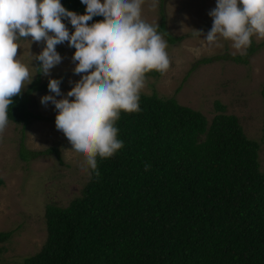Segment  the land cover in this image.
I'll return each instance as SVG.
<instances>
[{
    "label": "trees",
    "instance_id": "1",
    "mask_svg": "<svg viewBox=\"0 0 264 264\" xmlns=\"http://www.w3.org/2000/svg\"><path fill=\"white\" fill-rule=\"evenodd\" d=\"M60 2L85 13L80 0ZM102 19L95 16L89 24ZM157 28L171 43L182 38L164 20ZM262 44L252 38L244 56L227 53L199 62L247 64ZM37 67L35 80L9 108V121L22 126L35 116L30 94L48 88ZM173 97L141 92L140 111L121 112L115 126L123 147L110 158L97 157V169L89 168L79 195L66 205L46 204L45 241L22 264H264L260 141L245 133L236 115L220 112L208 121ZM219 103L217 110L224 111ZM51 150L58 153L30 151L21 142L19 156L28 161ZM9 236L0 231V242Z\"/></svg>",
    "mask_w": 264,
    "mask_h": 264
},
{
    "label": "rangeland",
    "instance_id": "2",
    "mask_svg": "<svg viewBox=\"0 0 264 264\" xmlns=\"http://www.w3.org/2000/svg\"><path fill=\"white\" fill-rule=\"evenodd\" d=\"M215 6L216 0H145L143 19L157 27L164 20L166 29L182 38L171 43L157 28L167 42L171 66L164 75L146 77L142 92L174 96L180 104L199 110L208 121L220 112L236 115L245 133L260 141L259 162L264 168V44L249 57L247 64L223 58L200 63L206 57L237 54L230 41L221 40L222 47H210L204 40L212 27L208 13ZM62 22L68 28V20ZM195 30L202 35L198 36ZM252 38L257 44L264 42ZM29 40L18 42V55L35 74L34 81L40 62L33 60V56L40 53L44 44ZM56 51L62 61L48 76L41 73L40 83L59 79L61 95L55 98L71 100L66 94L80 79L73 72L76 63L72 60L73 52L66 41L57 45ZM45 95L55 94L48 88L32 92L29 107L35 116L26 126L9 121L0 136V177L4 180L0 186V231L10 232L0 242V264H22L23 257L35 253L47 235L46 204L66 205L79 195L89 177L84 158L71 149L67 138L55 127V106L51 102L41 104ZM216 101L224 105V111L217 110ZM21 142L30 151L44 153L55 148L58 153L51 150L25 161L19 156Z\"/></svg>",
    "mask_w": 264,
    "mask_h": 264
},
{
    "label": "clouds",
    "instance_id": "3",
    "mask_svg": "<svg viewBox=\"0 0 264 264\" xmlns=\"http://www.w3.org/2000/svg\"><path fill=\"white\" fill-rule=\"evenodd\" d=\"M80 2L85 5L83 15L67 10L60 0H0V136L9 124L13 97L21 95L35 75L19 59L18 42L29 37L30 43L43 42L38 55L29 54L40 62L39 73L48 76L62 61L56 46L66 41L75 49L73 72L80 75L66 94L73 99L57 100L61 81L49 79L48 90L55 95L41 97V104L55 106L56 129L95 171L97 157L110 158L123 147L115 125L121 112L140 111L146 74H166L171 61L157 26L143 19L145 0ZM208 15L212 27L204 40L210 47H222L221 40L230 41L244 56L252 37L264 39V0H216ZM95 16L103 19L89 24ZM63 19L72 25L71 33Z\"/></svg>",
    "mask_w": 264,
    "mask_h": 264
}]
</instances>
